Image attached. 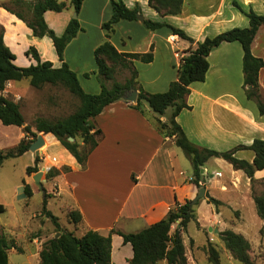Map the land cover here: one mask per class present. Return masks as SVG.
<instances>
[{
	"label": "crops",
	"instance_id": "crops-1",
	"mask_svg": "<svg viewBox=\"0 0 264 264\" xmlns=\"http://www.w3.org/2000/svg\"><path fill=\"white\" fill-rule=\"evenodd\" d=\"M110 1L84 0L77 15L82 31L67 46L64 61L77 74L84 88L83 80L94 85L92 81L97 78L94 73L98 70L94 53L106 41H110L121 53H147L153 46L152 63L145 64L138 61L134 63L139 74V82L147 93L167 92L170 84L177 80L180 53L188 50L191 44L173 35L168 28L152 32L145 27L144 21L138 19L117 23L114 34L107 39L103 24L112 17ZM123 1L130 9L138 5L144 20L165 21L185 31L195 43L203 42L208 37H215L234 28H248L249 19L237 9L235 4L246 11L252 9L257 14L264 15V0H184L180 15L164 18L149 6V0ZM65 3L69 4L70 0ZM74 14L73 9L59 13L48 11L44 17L48 26L58 36H62ZM1 18L10 20V26L6 27L5 31V33L9 31L10 39L6 40L4 37V41L15 54V64L18 67L27 68L37 64L33 58L25 56L32 46L38 51L42 62L49 61L55 68L61 67L62 62L51 39L34 37L32 30L23 21L2 8H0V23ZM88 27L96 30L94 35L87 34ZM142 27L146 30L142 31ZM138 31L141 34L139 37H137ZM119 34L121 37H118ZM175 44L181 46L180 50L173 48L176 47ZM252 53L264 61V25L259 28L255 37ZM208 61L210 67L206 80L191 85V94L187 98V103L192 109L183 110L176 118L188 139L200 148L219 152L231 150L232 142L235 141L241 142L238 146H250L256 139L264 140V117L259 114L256 103L247 99L243 89L241 44L238 42L221 44L211 52ZM86 74L91 76L86 77ZM259 83L264 93V68L260 71ZM32 89L34 88L31 85L30 88L24 89L22 81L10 82L6 85L3 95L18 103L23 113ZM84 91L92 94L101 92L98 87L95 91H86V89ZM128 92L132 90L127 91L124 97L128 96ZM124 97L106 107L93 120L103 136L98 147L89 156L86 166L80 165L52 134L45 136V138L52 136L51 143H47L44 138V145L39 149L38 164L39 171L50 166L59 172L49 182L58 188L57 197L61 203H64L61 212L66 215L70 210H76L82 215V222L77 228L75 227L76 232L74 231L77 237L84 236L90 230L103 236H111V258L114 264H130L134 256L131 244H126L123 237L116 232L138 233L160 222L167 217L177 202L182 204L186 200L193 201L201 188L209 191L212 199L229 204V198L226 199L222 194L230 188L229 182L236 183L235 179L243 180V178L250 182L243 171L234 170L233 166L223 159L211 158L201 168L198 182H202L204 186L199 187L194 173L187 175L183 170L184 160L178 152L174 139L165 137L154 126L157 118L162 122H168L173 109L169 108L163 117L156 115L147 106H143L144 113H141L133 107L136 103L127 102ZM184 113L191 116L190 122L183 119ZM24 138L22 127L5 126L0 121V150L13 148ZM235 156L252 163L255 154L250 150H242ZM37 157L36 151L29 150L16 158L20 159L25 170V177L21 183L12 187L19 200L25 195L24 183L31 187L33 195L43 193L45 198L46 194H50L51 189L46 190L44 186L47 183H35L33 175L27 174V168L35 165ZM209 165L219 169L222 166L230 167L233 172L230 177L225 178L221 170L211 171ZM217 174H221V177ZM191 178H194V181H190ZM262 179H264V170L257 171L255 180ZM213 192H216V195H213ZM51 198H48V211H50ZM0 203L7 206L1 194ZM197 203L195 206L197 231L190 234L187 228V232L183 234V243L188 264H207L208 244L216 242V234H218L216 230L220 233L226 228L214 226L217 221L216 216L220 213L216 208L214 209L213 203L208 199L199 200ZM203 207L212 212L206 217L207 221L204 218V222L199 216V210ZM59 221L61 222L60 218ZM256 221L263 223L261 219ZM176 228L177 225H173L172 232ZM210 229L214 232L213 235L205 233L206 230L211 232ZM16 245L20 248L17 242ZM30 245L27 264H41L42 245L36 239L30 241ZM22 250L21 253L26 252ZM159 264L167 263L163 261Z\"/></svg>",
	"mask_w": 264,
	"mask_h": 264
},
{
	"label": "trees",
	"instance_id": "trees-1",
	"mask_svg": "<svg viewBox=\"0 0 264 264\" xmlns=\"http://www.w3.org/2000/svg\"><path fill=\"white\" fill-rule=\"evenodd\" d=\"M25 1L27 0H16L18 4L28 5L30 17L9 8L6 10L23 21L32 30L34 37H49L62 65L60 68H55L49 61L42 62L38 51L30 47L26 56L33 58L37 64L27 68L18 67L15 64L16 56L6 45L4 30L0 28V121L5 126L22 127L25 133V138L17 146L0 150V168L6 160L24 155L39 137L44 139L48 134L54 135L80 165L86 166L89 156L98 147L103 136L93 120L106 107L123 99L127 91L137 90L138 98L133 107L141 113H144V103H147L159 117H163L169 108L173 109L168 122H162L160 118H157L154 126L165 137L174 139L175 145L189 157L197 184L201 168L211 158L223 159L231 164L234 170L243 171L251 183L255 181V173L264 170V140L256 139L250 146L240 145L225 152L200 148L188 139L183 128L176 121L183 110L192 109L187 103V98L191 94V85L206 80L210 67L208 57L211 52L223 43L233 42L240 43L243 49V89L246 97L256 103L259 114L264 117V93L259 83V74L264 68V61L252 53V44L259 28L264 25V15H259L252 9L246 11L235 4L237 9L249 19V27L234 28L197 43L185 31L165 21L144 20L143 24L148 30L154 32L168 28L173 35L192 45V48L184 51L181 56L177 68V80L170 84L167 92L156 94L145 92L139 82V74L134 63L136 61L152 63L154 61L153 46L147 53H121L110 41H106L94 53L98 69L94 74L101 85V93L92 95L84 91L77 74L64 61L67 46L82 31L78 19L73 18L63 35L58 36L48 26L44 17L48 11L59 13L69 9H73L79 15L84 0H70L69 4L60 0H31L30 4H26ZM110 3L112 17L103 24L107 39L114 34L117 23L136 21L137 14L141 13L138 5L130 9L123 0H111ZM183 4L184 0H149V6L163 18L180 15ZM118 68L127 70L131 74L124 83L114 79ZM90 76L91 74H86V77ZM23 80L29 81L31 87L37 90L46 86L61 87L79 101V106L67 117L56 120L39 117L35 120L34 126H31L26 122L20 105L3 95L8 83ZM109 81L112 82V86H108ZM50 137L52 136L45 138L46 142ZM70 138L74 141L70 142ZM242 150L254 152L255 157L252 163L235 156ZM39 162L38 156L35 165L27 168L29 176L39 171ZM58 174V171L52 169L47 179H52ZM24 191L28 198L33 196L31 187L26 183H24ZM47 199L48 194L45 195L43 202V215L53 222L61 235L42 246L41 264H114L111 258V236H103L90 230L84 236L77 237L73 232L62 230L58 218L47 210ZM253 201L257 216L264 222V193L259 196L253 194ZM209 202L216 206L220 205L216 199H211ZM197 204H193L191 200H186L182 204L177 202L165 219L138 233L116 232L123 237L126 244H131L133 248L134 256L130 264H159L163 261L167 264H188L183 234L187 232L188 225L192 221L197 222L195 209ZM6 210V206L0 203V214L5 213ZM68 218L74 225L82 222V215L76 210H70ZM173 225H177L174 232H172ZM219 237L234 259L242 264H254L249 255L251 244L244 236L232 230H225L219 234ZM12 250L21 252L15 240L7 237L0 229V264H10L9 252ZM206 253L210 264H222L219 251L211 243L208 244Z\"/></svg>",
	"mask_w": 264,
	"mask_h": 264
},
{
	"label": "rangeland",
	"instance_id": "rangeland-1",
	"mask_svg": "<svg viewBox=\"0 0 264 264\" xmlns=\"http://www.w3.org/2000/svg\"><path fill=\"white\" fill-rule=\"evenodd\" d=\"M68 1L69 0H60V2ZM25 2H27L26 4H30L31 0H27ZM27 6L28 5L25 4H18L16 0H0V8L5 10L6 8H9L15 12H22L26 17H30ZM9 26L10 20L8 18H1L0 28L4 30V33L6 31V27ZM142 28V31L146 30L145 27ZM95 32L96 30L94 28H87V34L94 35ZM140 35L141 34H139L138 31L137 37ZM4 36L6 40H9V31L6 32ZM118 37H121L120 34ZM175 46L176 47H173L174 49L177 48L180 50L181 46L179 44H175ZM166 47H168V45H166ZM190 48H192V45ZM182 55L183 52L180 53V56ZM148 73L150 76V72ZM130 76L131 74L129 71L118 68L116 70L114 79L117 82L124 83L128 78H130ZM92 82H94V85L93 83H86L83 80V89H86V91H95V88L97 89L98 87L99 91H101V85L98 79H93ZM22 84H24V89L30 88L29 81L23 80ZM107 84L108 86H112L111 81L107 82ZM29 94V100L23 108V113L25 115L26 122L31 126H34L35 120L39 117L48 120H56L67 117L74 113L79 106V101L61 87L46 86L40 90L32 89V93ZM143 106H147V108L150 109L147 103H144ZM183 119L187 122H190L191 116H189L187 113H184ZM52 140V137H50L47 143H51ZM240 143V141L232 142L231 148L234 149ZM178 152L181 154L184 160L183 170L187 175H191L193 168L191 166L189 157L180 148H178ZM209 169L211 171L213 169L221 170L224 173L225 178L230 177L231 172H233V169L230 167L225 168L223 166L220 167V169L215 168V166H210ZM24 177L25 170L21 165L20 159L9 160L6 164H4L2 171H0V194L5 198L7 203V211L3 214H0V225H2L0 229L7 237L14 238L16 240L17 244L20 245L21 252L23 251L22 249L26 251L24 253L12 251L9 254L10 264H27V252L31 247L30 241L32 242L36 239L40 245L44 246L45 243L56 239L58 234L61 235V233L56 230L53 222L43 215V193L34 194L31 198H28L25 194L22 200H19V198L16 196V193L12 187L15 184L19 185ZM43 178L47 179V175H44ZM50 180L51 179H47V184L44 185L46 190L51 189L50 194L48 195V198L52 197L50 199L51 205L49 210L51 213H53V215L58 217V220L60 218L61 222L59 221V223L62 230L74 233V231L76 232L78 225H70L72 223L68 218V213L65 215L63 212H61L64 203H61L60 199L57 197L59 193L57 191L58 188L54 184L52 185L49 182ZM235 182L236 183L229 182L230 188H228L227 191H225L226 189H222L225 191V193H222L223 196H226V199L229 198V204L223 202L220 203L219 206L213 204L214 209L216 208V211L220 213L219 216H216V213L214 212V216H216L217 219L214 226H221L222 228H226V230H232L235 233L244 236L251 244L249 255L253 263L264 264V222L260 224L256 221H260V219L257 216L256 210L254 208L255 204L253 205V194L259 196L264 193V179L255 180L254 183H251V180L248 182L243 178V180L235 179ZM213 195H216V192H213ZM206 207L200 208L199 210V216L202 218L203 222L205 221L204 218L209 217L212 214L211 210ZM197 227V222L192 221L188 227L189 233H196ZM221 232L223 231H220V233ZM205 233L207 235L214 234L213 231L208 232L207 230ZM220 233L216 234L217 240L212 245H214V247L219 251L221 263L242 264L234 259L231 253L226 250L219 237ZM34 246L36 247V244H34ZM207 264L210 263L208 262Z\"/></svg>",
	"mask_w": 264,
	"mask_h": 264
},
{
	"label": "water",
	"instance_id": "water-1",
	"mask_svg": "<svg viewBox=\"0 0 264 264\" xmlns=\"http://www.w3.org/2000/svg\"><path fill=\"white\" fill-rule=\"evenodd\" d=\"M74 18H77V14H74ZM137 19L139 21H144V17L140 14H137ZM138 98V92L137 90H132V92H128V96L124 97L125 101L130 102V103H136ZM70 142H73L74 139L70 138L69 139ZM44 145V139L39 137V139L31 146L30 151H36V156H39V149ZM44 177V172L43 171H39L37 172L35 175H33V180L35 183H47V179L43 178ZM203 199H208L211 200L212 196L210 194L209 191H207L205 188H201L199 190L198 195L195 197V199L193 200V204H196L199 200H203ZM211 231V229H210ZM216 233H219L218 230L215 231ZM60 236V234H58L57 238Z\"/></svg>",
	"mask_w": 264,
	"mask_h": 264
},
{
	"label": "built area",
	"instance_id": "built-area-1",
	"mask_svg": "<svg viewBox=\"0 0 264 264\" xmlns=\"http://www.w3.org/2000/svg\"><path fill=\"white\" fill-rule=\"evenodd\" d=\"M174 39H172V43H174ZM52 170V167L47 166L44 169H42V171L44 172V175H48V173ZM39 172V171H38ZM218 177H221V174H217ZM190 181H194V178H191ZM198 186L199 187H203L204 184L202 182H198Z\"/></svg>",
	"mask_w": 264,
	"mask_h": 264
}]
</instances>
